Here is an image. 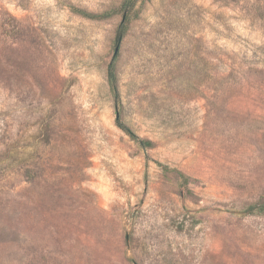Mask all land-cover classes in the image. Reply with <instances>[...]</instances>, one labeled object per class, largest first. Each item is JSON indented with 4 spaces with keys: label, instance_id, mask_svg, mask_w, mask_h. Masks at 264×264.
<instances>
[{
    "label": "rangeland",
    "instance_id": "rangeland-1",
    "mask_svg": "<svg viewBox=\"0 0 264 264\" xmlns=\"http://www.w3.org/2000/svg\"><path fill=\"white\" fill-rule=\"evenodd\" d=\"M0 264H264V0H0Z\"/></svg>",
    "mask_w": 264,
    "mask_h": 264
},
{
    "label": "trees",
    "instance_id": "trees-1",
    "mask_svg": "<svg viewBox=\"0 0 264 264\" xmlns=\"http://www.w3.org/2000/svg\"><path fill=\"white\" fill-rule=\"evenodd\" d=\"M84 15L86 17H90L92 19H103V18H106L107 17V14H104V15H99V16H96V15H91V14H87L84 12ZM109 82L112 86V89L113 91L115 92V95H118V88H117V75H116V71H115V68H114V63L112 62L111 65H110V71H109ZM122 129L127 132L134 140H137V142L145 147V148H148V147H151L152 143L150 141H146V140H141L140 138H138L137 136H135V134L128 128L124 127V126H121ZM165 170H167L168 168H164ZM261 211H263V207L259 208Z\"/></svg>",
    "mask_w": 264,
    "mask_h": 264
},
{
    "label": "water",
    "instance_id": "water-1",
    "mask_svg": "<svg viewBox=\"0 0 264 264\" xmlns=\"http://www.w3.org/2000/svg\"><path fill=\"white\" fill-rule=\"evenodd\" d=\"M119 52V46L116 47L115 49V55ZM127 241L129 242L128 238H127Z\"/></svg>",
    "mask_w": 264,
    "mask_h": 264
}]
</instances>
